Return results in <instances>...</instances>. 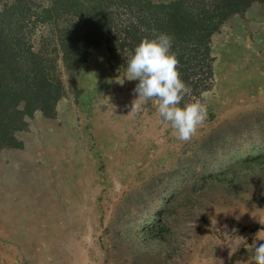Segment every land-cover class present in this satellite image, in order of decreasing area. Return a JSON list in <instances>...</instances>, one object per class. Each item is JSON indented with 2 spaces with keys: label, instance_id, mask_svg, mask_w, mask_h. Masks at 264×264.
I'll return each instance as SVG.
<instances>
[{
  "label": "rangeland",
  "instance_id": "rangeland-1",
  "mask_svg": "<svg viewBox=\"0 0 264 264\" xmlns=\"http://www.w3.org/2000/svg\"><path fill=\"white\" fill-rule=\"evenodd\" d=\"M26 1L29 43L53 51L47 0ZM210 45L212 76L199 70L182 101L207 109L189 142L155 101L131 112L138 80L124 62L108 68L104 49L76 84L59 65L54 116L34 112L16 132L22 146L0 150V264H253L264 232V4L224 22Z\"/></svg>",
  "mask_w": 264,
  "mask_h": 264
},
{
  "label": "trees",
  "instance_id": "trees-1",
  "mask_svg": "<svg viewBox=\"0 0 264 264\" xmlns=\"http://www.w3.org/2000/svg\"><path fill=\"white\" fill-rule=\"evenodd\" d=\"M43 22L53 23L52 50L35 48L23 27L30 14L26 0H10L0 12V150L21 147L16 132L36 111L53 117L63 97L59 65L76 84L79 67L94 50L104 49V64L116 68L142 38L166 33L178 71L194 88L205 68L212 76V33L234 15L264 0H47ZM70 8V12H59ZM80 10V12H78ZM122 10V12H116ZM78 12V20L62 17ZM48 14V18L46 17ZM53 14V22L51 20ZM46 20V21H45Z\"/></svg>",
  "mask_w": 264,
  "mask_h": 264
},
{
  "label": "clouds",
  "instance_id": "clouds-1",
  "mask_svg": "<svg viewBox=\"0 0 264 264\" xmlns=\"http://www.w3.org/2000/svg\"><path fill=\"white\" fill-rule=\"evenodd\" d=\"M154 38H142L126 59L128 80H138L134 88L137 98L131 112H138L143 104L156 102V110L163 122L173 130L176 138L189 142L207 117L206 106L200 102L182 105L190 89L181 79L176 56L170 51L172 38L166 33H153ZM264 232L253 241V264H264Z\"/></svg>",
  "mask_w": 264,
  "mask_h": 264
}]
</instances>
